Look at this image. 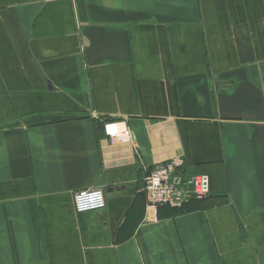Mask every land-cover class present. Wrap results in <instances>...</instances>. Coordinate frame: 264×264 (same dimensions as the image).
Instances as JSON below:
<instances>
[{"label": "crops", "instance_id": "crops-1", "mask_svg": "<svg viewBox=\"0 0 264 264\" xmlns=\"http://www.w3.org/2000/svg\"><path fill=\"white\" fill-rule=\"evenodd\" d=\"M175 155L211 194L148 221ZM0 264H264V0H0Z\"/></svg>", "mask_w": 264, "mask_h": 264}, {"label": "built area", "instance_id": "built-area-1", "mask_svg": "<svg viewBox=\"0 0 264 264\" xmlns=\"http://www.w3.org/2000/svg\"><path fill=\"white\" fill-rule=\"evenodd\" d=\"M110 145L133 142L131 130L124 122H110L104 127ZM185 162L175 155L156 165L145 179L146 220L157 221L161 206L181 208L191 200H204L211 194V178L207 174L181 175ZM77 213L99 211L105 208V192L100 187L77 190L73 195Z\"/></svg>", "mask_w": 264, "mask_h": 264}]
</instances>
